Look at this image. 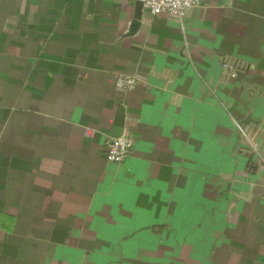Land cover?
<instances>
[{
  "label": "crops",
  "instance_id": "1",
  "mask_svg": "<svg viewBox=\"0 0 264 264\" xmlns=\"http://www.w3.org/2000/svg\"><path fill=\"white\" fill-rule=\"evenodd\" d=\"M134 10L0 0V264H264V0Z\"/></svg>",
  "mask_w": 264,
  "mask_h": 264
},
{
  "label": "built area",
  "instance_id": "2",
  "mask_svg": "<svg viewBox=\"0 0 264 264\" xmlns=\"http://www.w3.org/2000/svg\"><path fill=\"white\" fill-rule=\"evenodd\" d=\"M142 7L150 14L156 15L166 13L182 21L186 11L197 4L199 0H140ZM116 87L124 90L133 89L136 85V79L130 75H118L115 80ZM132 146L131 139L125 135L110 136L106 150L105 157L110 162H121L128 154ZM262 164L264 166V157H262Z\"/></svg>",
  "mask_w": 264,
  "mask_h": 264
},
{
  "label": "water",
  "instance_id": "3",
  "mask_svg": "<svg viewBox=\"0 0 264 264\" xmlns=\"http://www.w3.org/2000/svg\"><path fill=\"white\" fill-rule=\"evenodd\" d=\"M142 3L140 0H135V10L133 19L129 27V34L133 33L139 26L141 18ZM123 130V108L119 107L118 114L113 120V127L110 131V136L116 137L122 135Z\"/></svg>",
  "mask_w": 264,
  "mask_h": 264
}]
</instances>
